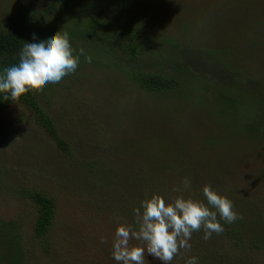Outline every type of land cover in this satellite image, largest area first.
Segmentation results:
<instances>
[{
    "label": "rangeland",
    "instance_id": "1",
    "mask_svg": "<svg viewBox=\"0 0 264 264\" xmlns=\"http://www.w3.org/2000/svg\"><path fill=\"white\" fill-rule=\"evenodd\" d=\"M101 1L85 6L143 25L154 69L174 75L177 84L142 89L113 57L85 48L91 62L81 56L74 73L39 94L69 153L23 105L0 114V223L21 222L19 264H116L117 224L134 225L142 199L159 191L169 201L181 193L204 200L206 184L233 202L243 224L230 225L229 237L228 227L209 239L203 228L193 232L191 249H181L171 264H186L189 256L198 264H264V136L256 141L242 129L264 118V0ZM78 14H88L79 0H0V25L30 17V31L41 19L46 33L55 32L66 16L69 23ZM228 90L242 99L228 103ZM226 106L228 116L244 114L241 126L229 127L217 115ZM185 177L190 189L183 188ZM23 186L56 199L44 239L33 233L35 207ZM6 249L0 232V264ZM145 259L163 264L147 253Z\"/></svg>",
    "mask_w": 264,
    "mask_h": 264
},
{
    "label": "clouds",
    "instance_id": "2",
    "mask_svg": "<svg viewBox=\"0 0 264 264\" xmlns=\"http://www.w3.org/2000/svg\"><path fill=\"white\" fill-rule=\"evenodd\" d=\"M17 56V63L0 68V94L12 98L49 83H59L76 71L81 56L88 62L92 59L85 49H73L69 33L61 30L48 32L43 37L33 33ZM182 185L190 189V178L185 177ZM173 191L180 189L173 188ZM202 192L204 200L185 197L182 193L170 201L160 194L142 199L133 209L134 225L117 224L111 244L112 259L116 264H147V253L163 264H171L181 249H191L193 232L203 228V238L209 239L213 232L224 231L220 220L231 224L239 218L226 195L207 184ZM133 240L137 243L132 244ZM186 264H198V258L189 256Z\"/></svg>",
    "mask_w": 264,
    "mask_h": 264
},
{
    "label": "trees",
    "instance_id": "3",
    "mask_svg": "<svg viewBox=\"0 0 264 264\" xmlns=\"http://www.w3.org/2000/svg\"><path fill=\"white\" fill-rule=\"evenodd\" d=\"M79 1L81 7L85 12H88V14L83 15L82 17L78 14L77 18L73 21L71 20L72 22L70 21L69 23L67 20H69L70 17L66 16L62 25L55 29V31L61 30L69 33L70 43L73 49L79 50L80 48H92L106 58L107 55L109 58L113 57L115 59L113 63L117 64L113 65L117 66L119 71L124 72V74L135 85L142 89L148 91H164L171 89L177 84L174 75L171 76L154 69L153 57L149 53L144 41L143 25L120 13H117L118 15L111 13L108 17H102L97 13L99 5L97 7H87L85 6V0ZM121 1L126 2L127 0ZM56 2H53L54 6ZM52 12L53 9L46 11V13L49 14ZM30 20V17H27V19L23 17L20 23L5 25L2 23L0 25V68L17 63V54L19 50L24 42L31 39L33 33L39 37H43L46 34L48 30V27L45 25L46 22L41 21V19L35 21L32 30L30 31L28 29ZM46 86H49V84ZM46 86L32 89L17 98H12L7 94H0V114L15 103L23 105L33 114L36 121L44 128V130H46L58 147L64 152L69 153V144H67L58 134L52 119L41 103L39 94ZM229 92V98L226 97L225 92H222L223 97H226L228 103H237L242 99L233 97L235 94L232 93V91ZM227 110H229L228 106L221 107V109L217 111V115L225 121L228 119L227 124L229 125L230 122L232 123L229 127L232 125L241 126L240 124L244 114L228 116V113H225ZM252 123L253 125L249 128L243 127V131H248L252 139H255L256 141H258V139H263L264 118H254ZM98 168L99 163L96 169ZM160 185L161 183H159L158 187H155V189L160 190ZM21 192L27 197V199L33 202L35 207L33 233L37 238L44 239L49 232L56 212V199L50 192L42 188L23 186ZM158 192L159 191H154L153 193L159 194ZM219 222L224 228L228 227L226 229L227 237L230 236L231 230H235L234 228H231L230 225L235 223L236 226H242L243 224V221L239 219L231 224L225 223L223 220H220ZM20 223L19 219L0 223V232L5 236L7 244V249L4 252L7 254V257L3 256L2 258H5V261L6 259H9V264L21 263L20 246L22 234L20 232ZM240 238L241 237L239 236H234L232 238V242L236 247H240L242 244V239ZM258 241L262 242L263 240L258 239ZM5 261L3 262L4 264Z\"/></svg>",
    "mask_w": 264,
    "mask_h": 264
}]
</instances>
